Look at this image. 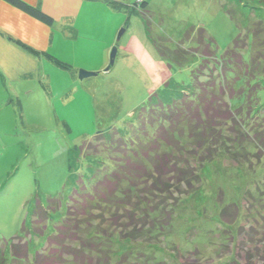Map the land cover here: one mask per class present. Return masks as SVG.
Masks as SVG:
<instances>
[{
	"label": "rangeland",
	"instance_id": "1",
	"mask_svg": "<svg viewBox=\"0 0 264 264\" xmlns=\"http://www.w3.org/2000/svg\"><path fill=\"white\" fill-rule=\"evenodd\" d=\"M109 5V51L61 47L69 68L47 60V85L0 86V264H264V92L240 99L264 88V0H172L149 31L138 7ZM238 37L241 62L226 56ZM160 159L189 168L190 184L162 194L138 178ZM94 174L107 204L73 197Z\"/></svg>",
	"mask_w": 264,
	"mask_h": 264
},
{
	"label": "crops",
	"instance_id": "2",
	"mask_svg": "<svg viewBox=\"0 0 264 264\" xmlns=\"http://www.w3.org/2000/svg\"><path fill=\"white\" fill-rule=\"evenodd\" d=\"M18 1L49 16L53 24L48 25L7 0H0V86L9 95L30 93L36 81L47 85V60L54 64L47 55L59 57L61 47L72 46L74 52H93L109 51L114 44L115 33L100 30L102 19L105 22L101 10L109 5L108 0ZM110 1L128 5L125 11L137 7V2L132 3L134 0ZM137 1L140 5L147 3L152 17H163L162 13L176 9L164 6L172 0ZM177 3L185 6L184 1Z\"/></svg>",
	"mask_w": 264,
	"mask_h": 264
},
{
	"label": "trees",
	"instance_id": "3",
	"mask_svg": "<svg viewBox=\"0 0 264 264\" xmlns=\"http://www.w3.org/2000/svg\"><path fill=\"white\" fill-rule=\"evenodd\" d=\"M8 2H10V3H12L13 5H15L16 7H18V8H20V9H22L23 11H25V12H27V13H29L30 15H32V16H34L35 18H37L38 20H40V21H42V22H44V23H46V24H48V25H52L53 24V21H52V19L49 17V16H46L44 13H42L41 11H39V10H37V9H33V8H31V7H29V6H27V5H25V4H23V3H21V2H19L18 0H7ZM108 4H110L113 8H116V9H119V10H122V11H125L126 9H128L127 7H128V5H126V4H123V3H118V2H113V1H110V0H108V1H106ZM137 7L140 9V14H141V16L144 18V22H145V24H146V27H147V31H149V27L151 26L150 24H151V19H152V13L149 11V10H147V3L145 2V3H143V4H139V5H137ZM131 8V7H130ZM137 8V9H138ZM136 9V8H135ZM255 33V32H254ZM150 34V33H149ZM150 36V35H149ZM255 36H256V33H255ZM241 37H238L235 41H234V43H233V45H232V47L231 48H229L228 50H227V52H226V56L229 58V59H232L233 61H238V62H241V61H243V58H242V55L239 53V51L240 50H242V49H244L245 47H246V44L244 43V45L245 46H241ZM47 57H49V58H52V61L55 63V64H57L59 67H61V68H69L68 67V65H66L65 63H62L61 61H58L57 59H55V58H53V57H51L50 55H47ZM232 76V75H231ZM0 79H1V75H0ZM225 80H227V79H223L221 82H224ZM260 87V88H259ZM234 90L235 89H233L232 88V92H234ZM242 91H243V93H241V95H240V99L242 100V101H245L246 100V95H249L248 96V98L249 99H252V98H255V97H258V95L260 94V93H262V92H264V88L262 87V86H260V84L259 83H254V84H252V85H250V86H248L247 88H243V89H241ZM252 95H255L254 97L252 96ZM184 96L185 95H182V97H181V99L180 100H182L183 98H184ZM188 96V98H186L185 99V101H188L187 99H189V100H193V102L195 103V99H196V97H195V99H191V95H187ZM238 99V98H237ZM233 101L235 102L236 101V99H234L232 96H231V98H230V104H233ZM190 102H192V101H190ZM222 102V101H221ZM191 104V103H190ZM222 104H226V103H222ZM171 108V110H173V109H175L176 108V104L175 105H169ZM209 106H210V108L212 109V110H215V108H214V105H211L210 103H209ZM165 108V107H164ZM210 108L209 107H207L206 109H205V111H206V114H210V112H209V110H210ZM231 108H232V105H231ZM148 110V107H145L144 108V110ZM161 111H162V109H160ZM199 110V109H198ZM197 110V111H198ZM179 111V110H178ZM165 112H167V109H166V111ZM174 112V114H176V112L175 111H173ZM173 112L171 111V113H172V115H173ZM159 113V112H158ZM171 113H169V111H168V114L167 113H165V115L166 116H168V118L170 117V119H168V118H164V119H160V124H161V126L163 125V127H165V125H166V123L168 124H170L171 125V123L173 122V118H172V116H170V114ZM145 117L146 116H142L141 115V119H145ZM147 118V117H146ZM168 120V121H167ZM141 124V123H140ZM140 124H138V125H136V127L135 128H138L139 129V126H140ZM145 124V127L147 126V124L146 123H144ZM149 125V124H148ZM142 126V125H141ZM135 131V130H134ZM102 132L103 131H100L99 133H101L102 134ZM116 132V131H115ZM135 132H137V131H135ZM98 136V135H97ZM96 136V137H97ZM122 141V143L124 144V146H125V148H126V150L128 149L127 148V146H128V143L122 138L121 139ZM97 159H102V158H99V157H96ZM95 158V159H96ZM97 162H100L99 160L97 161ZM189 168H187V169H182V168H178V165H177V163H171L169 160H165V159H160V162L158 163V164H156L155 166H154V169H153V171H144V173H142L138 178L139 179H145V181H153L156 185H154L153 187L155 188V190L157 191V192H160V193H167L169 190H171L172 188H173V186H178V184L179 185H181L183 182H187V184H190V179H187V178H184V177H187V175L189 174V172L188 171H186V170H188ZM190 172H192V169H190ZM193 174H194V172H192ZM95 175V174H94ZM95 176H98L99 178L97 179V181L95 182V184H92V186H91V188L90 189H87L86 188V186H85V182L83 181V179H82V183L80 184L82 187H84V191H81L80 189L81 188H79V190H75V192H74V194H73V197H74V195L76 194V195H80V196H84V197H86V195L88 196V197H90V198H92L95 202H98V203H100V204H107L108 202H107V199L106 200H104V199H102L101 197L99 198V185H101V183L104 181V179L101 177V175L99 174V175H95ZM124 182V180L122 179L121 180V182L120 183H123ZM178 183V184H177ZM158 185V186H157ZM159 185L161 186V187H159ZM183 185H184V183H183ZM97 187V189H94L93 190V188L94 187ZM118 188V187H117ZM97 190V191H96ZM120 191V190H119ZM119 191H117L116 193H118ZM116 193H115V195H116ZM86 194V195H85ZM83 198V197H82ZM74 200V199H73ZM72 200V201H73ZM75 200L77 201V200H79V199H76L75 198ZM50 201H52L53 202V204L55 205L54 206V208H53V210H52V214H55V213H57L58 211H59V209H60V207H61V201L59 200V199H56V198H51L50 199ZM79 201H81V198H80V200ZM79 201H77V202H79ZM123 205H125V203H123ZM53 206V205H52ZM123 209H125V207L123 208ZM41 210H43V211H41ZM40 213H42V214H40ZM47 214H48V212L47 211H45L43 208L42 209H40V207H38L37 208V210L35 211V216H36V218L38 219V220H41V219H44L43 218V216L45 217V221H47ZM52 214H50V216L52 215ZM49 216V217H50ZM75 219H77V217L75 216ZM68 223V222H67ZM63 225V227L62 228H60L59 229V232L57 233L58 235L60 234V232H61V234H63V230H64V228H67L68 226H66V223L65 222H63L62 223ZM69 224V223H68ZM64 235V234H63ZM20 241V240H19ZM18 241V242H19ZM64 242V241H63ZM61 243V245L63 244V245H66V243L64 242V243ZM57 246H59V244H57ZM25 248H26V244H22L21 243V241L19 242V243H17V245L16 244H14L13 245V247L11 248V253H12V255L14 256V257H17V258H19L20 256H21V254H22V251L23 250H25ZM13 251L17 254V255H14L13 254ZM40 256L41 255H39V256H37V258H36V262L40 259ZM22 258V257H21ZM40 261H42V260H40Z\"/></svg>",
	"mask_w": 264,
	"mask_h": 264
},
{
	"label": "water",
	"instance_id": "4",
	"mask_svg": "<svg viewBox=\"0 0 264 264\" xmlns=\"http://www.w3.org/2000/svg\"><path fill=\"white\" fill-rule=\"evenodd\" d=\"M123 33L124 32L120 33L118 40L121 39V36H122ZM116 57H117V49L115 48L112 51L110 65L106 69V72L110 71L113 68V66L115 64ZM94 76H98V73H91V72H87V71H84V70H81L80 73H79V79L80 80H85V79H88V78H91V77H94Z\"/></svg>",
	"mask_w": 264,
	"mask_h": 264
}]
</instances>
